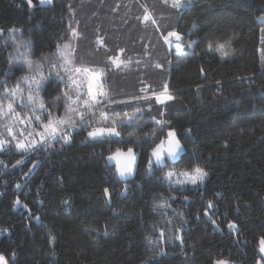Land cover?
<instances>
[{
	"label": "trees",
	"instance_id": "1",
	"mask_svg": "<svg viewBox=\"0 0 264 264\" xmlns=\"http://www.w3.org/2000/svg\"><path fill=\"white\" fill-rule=\"evenodd\" d=\"M143 1L53 0L39 7L32 0L29 8L25 0H0V29L21 28L33 39L32 55L43 60L70 43L73 62L103 74L109 115L137 113L117 126L119 138L87 140L86 121L59 151L0 152V230L8 232L0 255L7 264L259 263L264 0H181L177 9ZM229 36L232 59L205 50ZM6 55L0 48V77L14 79L22 69L8 70ZM62 88L49 81L45 100ZM169 130L182 153L176 162L151 165ZM120 151L137 156L131 179L119 180L107 164ZM194 165L207 172L201 188L165 184L166 171ZM162 199L169 208L156 207Z\"/></svg>",
	"mask_w": 264,
	"mask_h": 264
},
{
	"label": "clouds",
	"instance_id": "2",
	"mask_svg": "<svg viewBox=\"0 0 264 264\" xmlns=\"http://www.w3.org/2000/svg\"><path fill=\"white\" fill-rule=\"evenodd\" d=\"M26 2L29 8L34 7L32 0H26ZM52 3L53 0H37L39 5H51ZM259 19H264V17ZM195 29L196 25H193L192 30L195 31ZM233 38L229 36L222 41H209L205 44V50L221 61L232 59L236 55V50L231 44ZM195 43L196 41H192L188 47H193ZM0 48L6 50L8 70L14 64L22 67L21 75L14 82H6L3 77H0V85H3L0 87V152L8 148L22 153H29L37 148L49 153L59 151L71 142L74 133L82 129L86 121H90L86 136L97 137L106 131H116L118 121L131 120L136 115L135 112H125L122 115L110 116L108 96L104 91L100 93L103 102L98 99L93 103L84 101L83 95L73 100L74 89L69 86L62 88L59 95L46 101L43 89L47 87V78L37 84H32L24 75L26 59L28 62H36L42 61L44 57L32 55L33 39L30 35H24L21 28L9 27L6 32L0 29ZM179 54L178 47L177 55ZM63 79L65 77L58 76V82ZM93 79L99 80L100 78L93 77ZM177 140L172 141V151H176V156L182 151V145L177 143ZM155 161L160 163V161ZM21 162L19 159L16 160L13 167ZM4 164L5 161L0 159V165ZM206 178L207 172L198 165H194L189 170L173 169L163 174V180L170 188L182 189L185 185L203 184ZM105 194L107 195V190ZM64 203L66 204L67 200ZM156 207L162 210L169 208L170 204L167 199H162Z\"/></svg>",
	"mask_w": 264,
	"mask_h": 264
},
{
	"label": "rangeland",
	"instance_id": "3",
	"mask_svg": "<svg viewBox=\"0 0 264 264\" xmlns=\"http://www.w3.org/2000/svg\"><path fill=\"white\" fill-rule=\"evenodd\" d=\"M106 1H108V0H105V2ZM134 1L146 5L143 0H134ZM168 1L174 3L173 8H176V9L178 7L182 8L184 6L183 1H181V0H156V2L160 3V4L166 3ZM37 5L39 7L48 6V5H39V4H37ZM90 8L91 7L89 6L88 10ZM149 17L150 16L148 14L147 19ZM262 17H264V16H262ZM258 20H259L258 22L260 24H262V25L264 24V19H258ZM172 36L170 37V39L172 38ZM179 40H180V38H179ZM171 42L172 41L170 40L169 43L171 44ZM172 46L176 48V46H179V45H177L176 43H172ZM71 48H72V45L70 43L66 44V45H62L58 48V50L56 51V54H54L53 56L47 58L46 60H42V61H36V62L29 63L26 59V61H25L26 71L24 72V75L28 78L29 82L32 84H37L44 78H47V84L51 80L58 82V76L65 77V79L59 80V81L62 82L63 85L66 86V88L71 86V88L74 89V91L72 92V99L73 100L78 99L81 95H83L84 101H89V102L95 103V101L99 99L103 102V98L100 95L101 91H104L107 94L108 99H109V92L107 89H104V86L102 84L103 74L99 71H94V70L92 71L88 67L84 66L83 64L79 65L78 62H73L74 56H72ZM111 54H112V50H111ZM90 58L92 60H94L93 61L94 63H95V61H97L95 52H92ZM98 63H99V61H97V64ZM16 65H18V64H16ZM21 69H22V67H21ZM85 73H87V75H85ZM20 75L21 74H17L14 79L10 78L8 75L7 76L8 78H6L5 81L6 82H14V81H16V79ZM93 77H99L100 79L99 80L93 79ZM0 87H3V85H0ZM114 95H115V93H114ZM118 115H122V114H118ZM136 115H137V113H136ZM135 116L131 120L122 119V120L118 121L116 124V128L121 123L129 124L134 119H136ZM117 130L118 129H116V131H112V132L106 131L105 133H103V135H100L97 137H87L86 136V139L87 140H96V139L119 138V134H118ZM174 139H178V138L175 137ZM182 151H183V149H182ZM182 151H181V153H182ZM180 154L178 156H176L175 158H169V157H167V155H165L162 158V160L160 161V163H156L155 159L151 156L150 162H151V165H154V164L164 165L166 163V160L171 161V162H176L178 157L180 156ZM136 159H137V156L133 151H131L130 156H129V151H125V152L120 151L118 153H115V154L108 156L107 164H111V165H114L116 167V172H117L119 180H128L134 176V171H135V167H136ZM121 170H123L122 175H121ZM205 180H204V182H205ZM204 182H203V184L198 183L194 186L193 185H185V186H183V188H186V187L201 188V186L205 184ZM178 188L179 187L174 188V189H178ZM229 227L232 231L237 230V228L234 225H229ZM7 235H8L7 231L0 230V239H2L3 237H6ZM257 249H258L259 256H260V261L258 264H263L264 263V240H260ZM0 264H7L6 260L3 258L2 255H0ZM215 264H231V263H229V262H227V263L226 262H216Z\"/></svg>",
	"mask_w": 264,
	"mask_h": 264
},
{
	"label": "snow or ice",
	"instance_id": "4",
	"mask_svg": "<svg viewBox=\"0 0 264 264\" xmlns=\"http://www.w3.org/2000/svg\"><path fill=\"white\" fill-rule=\"evenodd\" d=\"M31 63V62H29ZM161 115L163 116V113H161ZM166 121L164 119H158L156 120L157 124H163ZM175 134L173 130H169V132L167 133L166 139L162 140L157 146L156 148L152 151L151 156L157 160V161H161L162 158L167 155L169 158H173L176 156V151H172L173 148V143L172 141L175 138ZM171 141V142H170ZM177 143H180L177 140ZM178 151V149H177ZM131 155V151H129V156ZM123 174V170H121V175ZM16 203L19 204V200H16Z\"/></svg>",
	"mask_w": 264,
	"mask_h": 264
},
{
	"label": "built area",
	"instance_id": "5",
	"mask_svg": "<svg viewBox=\"0 0 264 264\" xmlns=\"http://www.w3.org/2000/svg\"><path fill=\"white\" fill-rule=\"evenodd\" d=\"M164 96H169L170 95V93H168V92H164V94H163Z\"/></svg>",
	"mask_w": 264,
	"mask_h": 264
},
{
	"label": "water",
	"instance_id": "6",
	"mask_svg": "<svg viewBox=\"0 0 264 264\" xmlns=\"http://www.w3.org/2000/svg\"><path fill=\"white\" fill-rule=\"evenodd\" d=\"M175 40H178V35H174Z\"/></svg>",
	"mask_w": 264,
	"mask_h": 264
}]
</instances>
